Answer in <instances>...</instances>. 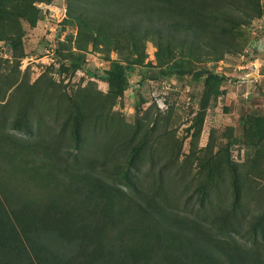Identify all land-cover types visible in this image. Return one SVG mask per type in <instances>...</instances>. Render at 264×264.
Segmentation results:
<instances>
[{
    "label": "rangeland",
    "instance_id": "obj_1",
    "mask_svg": "<svg viewBox=\"0 0 264 264\" xmlns=\"http://www.w3.org/2000/svg\"><path fill=\"white\" fill-rule=\"evenodd\" d=\"M70 1L49 2L72 8ZM216 3L245 21L232 32V51L196 63L175 51L161 67L150 40L128 63L111 45L82 43L71 17L57 22V13L42 10L31 25L0 10V135L45 142L71 161L104 160L111 185L156 189L206 225L216 215L234 218L233 240L264 259V127L250 135L246 125L264 120V0ZM205 70L218 77L217 88L204 85ZM0 194L73 207L60 188L5 159Z\"/></svg>",
    "mask_w": 264,
    "mask_h": 264
},
{
    "label": "trees",
    "instance_id": "obj_2",
    "mask_svg": "<svg viewBox=\"0 0 264 264\" xmlns=\"http://www.w3.org/2000/svg\"><path fill=\"white\" fill-rule=\"evenodd\" d=\"M35 1L51 0H0V10L34 25L40 12ZM216 2L71 0L63 21H75L82 43L111 45L128 63L139 60L149 40L157 47L159 67L179 55L195 63L216 61L232 51V32L245 22ZM204 73V85L216 81L217 88L218 77ZM80 119L77 112L76 124ZM246 123L250 135H261L262 118L250 117ZM8 136L0 135V160L57 186L73 207L57 210L56 200L32 205L20 196L13 202L0 194V264H264L261 252L233 240L234 218L216 215L206 225L156 189H140L133 182L129 188L111 185L108 178L114 174L104 160L73 156L71 161L45 142Z\"/></svg>",
    "mask_w": 264,
    "mask_h": 264
},
{
    "label": "built area",
    "instance_id": "obj_3",
    "mask_svg": "<svg viewBox=\"0 0 264 264\" xmlns=\"http://www.w3.org/2000/svg\"><path fill=\"white\" fill-rule=\"evenodd\" d=\"M35 5L40 9V11H42V10L44 12L47 11L49 14L51 12L57 13V15H56V17H57L56 21L57 22H59L60 20H62V19H64L66 17L67 7H66V4H64V3L58 4V3H55V2L38 1V2L35 3ZM52 29H54V27ZM164 87L166 88L167 86L165 85ZM153 97H155V100H156L157 104H164L163 100L161 98L157 99L155 94H154Z\"/></svg>",
    "mask_w": 264,
    "mask_h": 264
}]
</instances>
